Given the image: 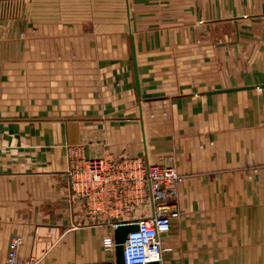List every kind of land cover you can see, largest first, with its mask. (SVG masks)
<instances>
[{
    "label": "crops",
    "instance_id": "obj_1",
    "mask_svg": "<svg viewBox=\"0 0 264 264\" xmlns=\"http://www.w3.org/2000/svg\"><path fill=\"white\" fill-rule=\"evenodd\" d=\"M131 45L134 47L135 81ZM264 0H0V264H115L110 222L151 214L69 191L68 151L171 165L176 264H264Z\"/></svg>",
    "mask_w": 264,
    "mask_h": 264
},
{
    "label": "built area",
    "instance_id": "obj_2",
    "mask_svg": "<svg viewBox=\"0 0 264 264\" xmlns=\"http://www.w3.org/2000/svg\"><path fill=\"white\" fill-rule=\"evenodd\" d=\"M68 186L71 194L82 200L86 207L113 195L131 201L148 204L151 214L131 222L115 221L109 223L114 231L120 225L135 224L136 229L126 235L123 242L124 264H176L163 260L162 236L170 230L173 219L179 217L177 207L178 188L183 176L171 165H158L143 162L140 158H121L105 160L80 156L76 150L68 151ZM23 243L20 235H13L8 244L5 264H36L37 259L28 262L19 260ZM107 251L114 252L113 235L103 239Z\"/></svg>",
    "mask_w": 264,
    "mask_h": 264
},
{
    "label": "water",
    "instance_id": "obj_3",
    "mask_svg": "<svg viewBox=\"0 0 264 264\" xmlns=\"http://www.w3.org/2000/svg\"><path fill=\"white\" fill-rule=\"evenodd\" d=\"M131 54H132V62H133L135 81L137 82L135 52H134V47L132 45H131ZM257 86L262 87V86H264V84L257 85ZM134 229H136L135 224L120 225L114 229L113 239L115 242V249H114L115 264H124V261H123V242L126 239L127 233L134 230ZM149 264H160V263L158 261H152Z\"/></svg>",
    "mask_w": 264,
    "mask_h": 264
}]
</instances>
